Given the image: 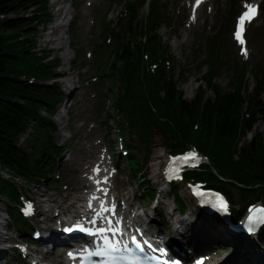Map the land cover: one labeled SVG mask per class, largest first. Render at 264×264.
<instances>
[{
  "label": "trees",
  "instance_id": "trees-1",
  "mask_svg": "<svg viewBox=\"0 0 264 264\" xmlns=\"http://www.w3.org/2000/svg\"><path fill=\"white\" fill-rule=\"evenodd\" d=\"M33 7L38 10L29 17L22 15L2 19L27 12ZM156 14L154 8L148 31L143 33L153 48L157 46L158 38L155 33L159 23ZM50 20L48 0H0V163L27 178L45 172L44 159L40 157L42 144L49 132L56 128L51 119L41 113L53 115L57 103L63 98L56 84H30L22 78L28 76L44 82L57 75L60 60H50L48 52L39 56L35 51L40 27L46 26ZM130 35L127 42L112 48L110 59L106 62L119 59L125 64L123 99L130 106L137 107H131L129 111H137L138 122L142 126L159 131L173 145L185 148L189 144H197L210 155L223 175L247 186L258 185L256 189L246 190L245 198L264 200V136L260 132L255 133L260 119L264 117V102L261 100L264 72L255 73L257 86L252 90L247 70L235 74L224 89L216 83L224 63L210 54L213 60L210 69L202 75L195 100L188 102L173 83L160 91L161 81L165 82L163 73H158L146 84L139 82L140 44L134 38L132 29ZM22 37L27 39L20 41ZM208 91L213 97L206 100L200 112V102ZM196 123L200 126L197 132L193 127ZM31 127L33 133L27 141L29 151L17 144L19 137ZM248 134H253L252 140L241 145ZM209 173L212 174L210 170ZM0 197L14 204L19 200L18 191L2 179ZM178 201L181 210H185L183 201ZM9 210L14 213L12 208Z\"/></svg>",
  "mask_w": 264,
  "mask_h": 264
},
{
  "label": "rangeland",
  "instance_id": "rangeland-1",
  "mask_svg": "<svg viewBox=\"0 0 264 264\" xmlns=\"http://www.w3.org/2000/svg\"><path fill=\"white\" fill-rule=\"evenodd\" d=\"M55 0H49V11L51 14V22L50 24L42 29V27H40V34L37 38L38 40V46H37V50L39 52L41 51H46L49 52L52 56V58H59L60 59V66L57 70V74L61 75L64 74L66 77L64 79H56L53 82H57L58 86L63 89V90H67L66 92L69 93V100H67L66 104L68 107L70 106L71 100H70V96L73 95V97L76 98L77 101V105L74 109V113L75 114H81L82 115V125L85 123V120L87 119L88 116H90V114H92V112H94V110L96 109V99L93 98L95 92H98L97 89V84H94L92 82L89 83V85L85 86L83 84H81L80 82V72H74L73 71V62L75 60V57L77 56V50L79 48H84L86 52H92L93 51V45L95 43V41L97 40L98 35L100 34V30L96 27H91L89 26V20H93L94 22H98V20H100V18L103 16L104 12H108V20L111 21H117L119 16L117 14H119L120 12L124 11V2L126 0H100L101 4L100 7L97 9V13L91 9L90 11H87V13L89 14L88 18L86 19H80L81 20V24L82 26L80 27V31H79V35H80V40L78 42V46H76V48H72L75 40L71 39L69 37L70 33H71V26H66L62 29L58 28V26H55L54 24L56 23V18L58 16V8L55 7V5L53 4ZM63 3L64 0H61ZM77 2L79 0H76ZM112 1V2H111ZM222 1V2H221ZM66 3V7L69 10H71V5L73 3V0H68L65 2ZM214 5H215V15L213 16L212 19H208L206 21V24L204 27H202L203 24V18L201 19V23L200 26L198 28H196L194 30V32L189 33V31H187V33H184L185 36V43H183V37L182 35H180L179 37H175L174 35V31L169 30L167 27H163L159 34L161 35L162 39L171 47L173 54L178 58V61L180 62V67H179V72L183 71V70H189L191 69L193 72L188 73V75H185L184 77H180V82L179 83V87L180 90L183 92L184 98L187 101H192L197 93L199 84H200V80H201V76L204 72L207 71V68H203L202 70H200L199 68L196 69V65L197 63L193 62L194 56V48L195 45L198 43H206V39L208 36H211L213 34H215L221 27L222 24H224L225 20H227L228 18V6L226 3L223 2V0H215L214 1ZM84 10V6L82 4L81 8L79 9V11H77L76 13L80 14L82 11ZM146 10L141 9L140 10V14L145 13ZM169 12L171 14V16L174 18L173 24L175 25H179L180 27L183 26V21L178 17V12H176L175 8H172L171 5H169ZM203 17L204 18H208L207 15V11H204L203 13ZM66 21L69 22V15L66 14L65 15ZM232 22V19H231ZM233 23H231V27H232ZM264 26V23L261 20L256 24L255 28L259 29L262 28ZM54 30H60V34L63 38V44L57 45V44H51V43H46L45 40H47V36ZM77 44V42H76ZM231 44V43H230ZM175 45V48H174ZM177 45H179L177 47ZM232 47V54L235 52L236 53V49L235 46L231 44ZM236 56V55H235ZM65 58L69 59L68 62H65ZM85 62L86 65L85 67L88 69H90L89 74L90 75H94L93 70H94V63L93 60H89L88 58H85ZM256 62V61H255ZM180 75V73H179ZM178 75V76H179ZM70 78H75L74 79V83L72 84V90L70 91L69 89H65L63 82L65 80H68ZM248 78L250 80V86L251 88L254 87L255 85V80L254 77L251 73L248 74ZM230 82V78L228 75L227 71H223L222 74L220 75V77L217 79V83L223 87L226 88L228 86ZM97 83V82H96ZM188 84H192L193 86V90L191 91V93H189L186 90V86ZM107 84H104V86L102 87V89L106 88ZM75 89H77V93L74 92ZM208 98L213 97L212 93H208L207 95ZM97 100H99L97 98ZM262 100L264 101V94L262 95ZM97 109H98V104H97ZM59 111L63 112V123L62 125L59 124ZM43 115L45 116V114L43 113ZM52 120L54 121V123L59 127V132L56 135V139L57 142L60 145H65L67 144L71 138H73L76 135V126L77 123H74L73 119L68 116L62 108H58L57 110V114L56 116H54L52 118ZM97 121L98 123L101 125V133L103 135V137H105L106 134V127L108 129H111L112 131L110 132V134L112 135V139L114 138V134L116 131V127L115 124L111 123H106L107 119L105 116L100 115L99 112L97 114ZM104 121L106 124H104ZM91 122H93V118H91ZM88 125V124H87ZM65 127L64 130H62V127ZM89 128L87 129H83L81 133H84L85 130L88 131ZM255 132H260L263 134L264 136V117H262L259 121V124L257 126V129ZM81 133L78 135L79 139H82V135ZM29 134L30 131L25 134L24 136L20 137L19 139V146L23 147V148H27L26 146V140L29 138ZM252 134H249L246 138L245 141L243 142H250L252 139ZM165 154V149H164V142L163 139L161 138L160 135H157L156 140H155V146L153 147V159L154 161L149 165V174H148V180L151 186L157 188L158 190H160V186H159V178L157 176V171H158V167H157V162L158 160L156 159L158 156H163ZM72 155L67 156V159H65V161L61 162V168H60V173L61 175L64 177L68 168L70 167V162H68V158H71ZM66 157V155H65ZM163 165V164H162ZM156 170V171H155ZM156 172V173H155ZM4 177H7L6 175H4ZM51 184V183H50ZM53 185V184H51ZM57 185H61L60 183H57ZM179 195L185 200L187 206H188V211L190 212V210L193 208V205L190 204L189 202V198L186 195V192L184 191V189L179 188ZM31 192L33 193V196H38L41 192H43L45 190L44 186H41L40 189L38 190L35 187H31ZM141 193V191H140ZM158 197V195H157ZM158 200V199H157ZM163 203H167L168 207L170 210L173 211V213L175 214V206H173L172 204V200H167V199H162L161 200ZM158 202V201H157ZM8 204V200L3 199L0 205V208L2 210H6V205ZM155 205V203L153 204V206ZM5 214L4 213H0V231H2L4 234L7 233L6 231V226H5ZM174 219H176V217H174ZM9 224V223H8ZM33 225H35V222H33ZM11 236H14L13 233H11ZM6 237H8V235H6ZM8 245H3L1 246V250H5V248L7 249ZM45 248L47 250H51L50 246H45ZM224 251L222 253H220L215 259H213L214 263H221L223 260L227 259V258H232L234 254L233 251L236 252V250L229 248H223ZM227 250V251H226ZM58 251L57 250H53L52 252L54 254H56V256H59L58 253H56ZM259 256L261 258L264 259V254H259ZM234 258V257H233ZM60 261V259H59Z\"/></svg>",
  "mask_w": 264,
  "mask_h": 264
},
{
  "label": "bare ground",
  "instance_id": "bare-ground-1",
  "mask_svg": "<svg viewBox=\"0 0 264 264\" xmlns=\"http://www.w3.org/2000/svg\"><path fill=\"white\" fill-rule=\"evenodd\" d=\"M61 2H62L61 0H57V3L60 4ZM55 25H60L61 26L62 25V20L61 19L57 20V22L55 23ZM60 33H61L60 30H54V31H52L47 36V40H45V42L46 43H51V44H57V45L62 46L61 44H63L64 42H63V38H62V36H61ZM68 60L69 59H66L65 58V62L66 63L68 62ZM74 79L75 78H70V79L65 80L63 82V85H64L65 89H69L70 91L72 90V88H73L72 87V84L74 83ZM186 90L189 93H191V91L193 90L192 84H188L186 86ZM59 113H60V115H59L58 121H59V124L62 125V123H63L62 121L64 119V116H63V113L61 111ZM78 152H79L80 157L83 158V157H85L87 150H85L82 146H80ZM95 153L96 152L93 151L91 154H93V156H94ZM85 158L83 159L84 161L87 160ZM162 158L163 157L161 155V156H158L156 159H162ZM75 162L77 163V159L76 158H75ZM157 167H159V164H157ZM156 174L158 175V171H157ZM83 180H84V176L81 178V181L80 182H83ZM74 190H75L74 188H70L68 191L60 193L61 196H59V197H54V196H50L49 195L46 199H43V200H41L39 202V206H41V208L44 209V215H45V222L44 223L45 224H47L48 222L52 221V219H53V216L52 215L55 212V210H58L59 211V215L60 214H63L64 215V214L70 212V210H72L73 208H75L76 200L77 199L74 200V198H73V194L76 191V190L75 191ZM164 195H167V193H164ZM169 211L170 210L168 209V215L171 212V211L170 212ZM117 214L118 215H121L120 213H117ZM165 220L168 221V222H172L173 221V219L169 218L168 216L165 218ZM197 222L199 223V220H197ZM197 222L195 221L194 224H197ZM246 227H247V225H246ZM203 231L204 230H201V231L199 230L198 232L196 231L198 234L197 235L195 234L194 237L190 238L191 240L188 241L186 244L194 245L195 243H197V241H195L194 239L197 238V237H199V235H201V233ZM161 234L164 235L165 233L162 232ZM6 235H8V234H4L2 231H0V243H5L6 240L10 239V237H6ZM178 243H180V244L183 243L184 244V242L181 239L178 240ZM45 245L48 246V244H43L44 247H45ZM247 249H249V248H247ZM50 252H51L50 250H46V252H44V254L47 255ZM233 253L234 254H232V255H233L234 258L233 257L230 258V259L227 258V259L223 260L221 263H218V264H264V259L261 258V257L258 260L252 259L250 262L244 263L243 258H241L237 254V252L233 251ZM4 254H5L4 251L0 250V257L4 256ZM211 257H212V255H211ZM202 259H203L202 257H197L196 260H195V262L197 264H199V260H202ZM209 261H212L213 262V260H211V258H210ZM59 263H61V262H59Z\"/></svg>",
  "mask_w": 264,
  "mask_h": 264
},
{
  "label": "snow or ice",
  "instance_id": "snow-or-ice-1",
  "mask_svg": "<svg viewBox=\"0 0 264 264\" xmlns=\"http://www.w3.org/2000/svg\"><path fill=\"white\" fill-rule=\"evenodd\" d=\"M197 3H199V0H197ZM244 7L246 8V11H244L239 17L238 29L236 32V38L240 41L241 44L245 43L242 37L244 24L257 15V7L255 5L245 3ZM244 53L245 55L247 54L246 49L244 50ZM195 156V153L189 154V157L191 158H195ZM189 157H185V159H188ZM96 171L97 173H99L100 169L97 168ZM104 182H107V177H104ZM97 183L99 184L100 181L98 180ZM100 190L105 191L104 189ZM197 195H201V193L197 192ZM219 206L222 210L227 211L226 203L222 198L220 200ZM114 207L115 206L113 205L112 208H109L106 206L104 201H101V208L103 209V212L98 213V215H103V213L105 212L113 211ZM254 219H257L260 222H264V210H262V214L260 216ZM93 223L95 222L93 221ZM77 227L83 229L82 225H77ZM83 230L88 231V229ZM249 230L251 231L252 228L250 227ZM108 231H113L114 233L120 232L119 229L97 228L96 232L103 236V246L95 251L84 250L83 254L87 257H91L93 255L105 256L109 261L112 262V264H142L141 257L137 255L135 248L131 247L130 244L124 243L123 240H113L109 236L104 235ZM132 242H136L135 237L132 238ZM136 248H139L141 251H143L142 245L138 242H136ZM69 255L74 254L70 253Z\"/></svg>",
  "mask_w": 264,
  "mask_h": 264
}]
</instances>
